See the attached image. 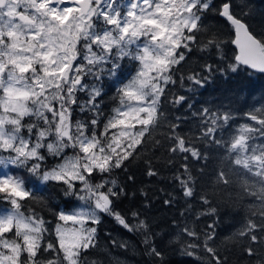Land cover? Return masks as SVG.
Segmentation results:
<instances>
[{"label":"snow or ice","instance_id":"1","mask_svg":"<svg viewBox=\"0 0 264 264\" xmlns=\"http://www.w3.org/2000/svg\"><path fill=\"white\" fill-rule=\"evenodd\" d=\"M252 17L246 0H0V264H102L89 254L106 217L164 264L147 193L119 210L135 176L117 173L142 160L160 177L154 157L174 169L161 203L181 209L182 256L227 264L216 239L232 202L216 193L236 178L247 211L225 241H247L241 258L264 264V105L239 100L242 74H264ZM210 86L219 98L197 100Z\"/></svg>","mask_w":264,"mask_h":264},{"label":"trees","instance_id":"2","mask_svg":"<svg viewBox=\"0 0 264 264\" xmlns=\"http://www.w3.org/2000/svg\"><path fill=\"white\" fill-rule=\"evenodd\" d=\"M235 2L239 4L242 0H235ZM246 2L253 12V17L251 18L250 23L255 30L259 31L261 27H264V0H246ZM237 11H239V9H237ZM230 47H233V45H230ZM198 58L199 54L197 53L190 58V62L194 64L197 62ZM183 70L186 69H182V71ZM241 79L247 85L246 90L239 94V100L241 103L247 98L248 105L255 104L257 107L264 105V74L252 73L249 78V74L245 72L242 74ZM177 88H179V84H177ZM201 92H203L202 96L200 93L196 94V99L199 101L205 99L215 100L220 96V90L215 86H210L207 90L202 89ZM236 106L239 107L240 105ZM243 111H247V107H244ZM147 155H151V152L147 153ZM155 156L159 157L161 156V153L157 151ZM152 162L153 165L160 170V177H148L144 171L145 165L142 160H134L130 163L128 165L127 173H117V177L122 183L127 182V175L135 176L134 183L127 182L130 196L123 200L119 205V210L127 211L128 209L134 208L144 202L145 197L141 195L140 192V190L143 189L144 192L147 193V199L151 200L153 204V207L148 212V217L150 221L153 222V231L159 233V235L155 237L154 242L164 253V264H211L207 254L202 251H198L197 253L198 257H200L199 259L196 257L181 255L180 238L177 236L176 226L172 224L173 218H176L180 223L184 222V218L180 217L179 214L181 209L179 206L166 208L161 203L165 198V193L173 191L170 177L174 169L171 171L168 170L164 167L163 161L157 160L155 157ZM179 163L180 161H177V167L179 166ZM194 167L198 169L199 165H194ZM234 181L232 188L226 191H218L216 193L217 199L222 198L225 202H232V207L221 209L219 217L220 222L217 227L218 235L216 246L221 255L227 256V264H247V255L244 254L243 258H241V246H245L247 241L241 239L235 244L230 241H225V237L231 236L232 233H234L244 222V216L247 211V204H245L243 208H240L235 204L237 194L240 192L241 181L236 178H234ZM132 192L136 193L134 201L131 197ZM56 203L63 206L62 197L57 198ZM181 205H183V201H181ZM45 215L47 214L45 213ZM216 219V216L201 217L198 223L193 221H188V223L191 227L199 231ZM109 234L118 242L126 243L127 248L113 247L110 241L107 240ZM99 237L100 248L93 250L89 254L90 259H97L101 261L102 264H158V260L145 254L144 246L141 243V237L139 235L129 233L127 230L122 229L120 226L116 225L110 217H106L100 225ZM226 244L231 251L225 252Z\"/></svg>","mask_w":264,"mask_h":264},{"label":"water","instance_id":"3","mask_svg":"<svg viewBox=\"0 0 264 264\" xmlns=\"http://www.w3.org/2000/svg\"><path fill=\"white\" fill-rule=\"evenodd\" d=\"M234 47V46H233Z\"/></svg>","mask_w":264,"mask_h":264}]
</instances>
